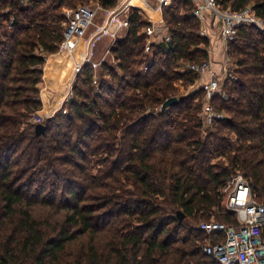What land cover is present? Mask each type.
I'll return each mask as SVG.
<instances>
[{"label":"trees","instance_id":"16d2710c","mask_svg":"<svg viewBox=\"0 0 264 264\" xmlns=\"http://www.w3.org/2000/svg\"><path fill=\"white\" fill-rule=\"evenodd\" d=\"M85 1L0 0V264H220L199 225L234 222L226 182L244 175L264 204V33L244 25L227 44L231 76L210 98L220 117L204 127V88L176 87L199 78L187 64L209 59L191 0L163 9L169 40L151 55L135 16L98 86L85 64L66 112L37 135L42 53L59 49L63 10ZM218 2L264 20V0Z\"/></svg>","mask_w":264,"mask_h":264},{"label":"built area","instance_id":"2783aa9c","mask_svg":"<svg viewBox=\"0 0 264 264\" xmlns=\"http://www.w3.org/2000/svg\"><path fill=\"white\" fill-rule=\"evenodd\" d=\"M192 15L199 22V33L210 39L221 37L226 45L234 40L238 30L244 25H253L264 33V20L258 17L250 7L238 11L223 8L218 0H191ZM153 4V6H152ZM171 0H116L110 8L102 7L98 2L92 5H79L75 9L64 12L63 40L57 51L62 56L64 51L71 55L75 52L79 41L86 35L84 52L81 60L72 65V77L69 81L66 95L72 96L73 80L80 73L85 64L93 69V84L98 85V71L105 61L106 55L111 54L115 43L126 37L132 19L136 16L138 33L145 38L144 53L151 55L154 46L169 40L168 29L163 24V9L170 6ZM142 10V11H141ZM102 16L100 25L88 34L89 27L94 24L98 15ZM143 19L147 22L143 25ZM112 37L111 49L105 52L101 61H94L92 48L102 35ZM209 59L202 63H190L187 68L198 76L207 72L210 79L205 86L209 100L215 93H222V81L231 76L230 60L223 62L220 73L211 70V50ZM147 69V65H144ZM203 126L210 125L214 117L220 114L208 104L200 115ZM222 207L224 211L234 217V222L216 220L201 222L199 227L209 237L201 246L202 252L220 264H264V204L257 201L252 190V184L244 175L237 173L231 177L221 189ZM213 238V239H212Z\"/></svg>","mask_w":264,"mask_h":264},{"label":"rangeland","instance_id":"374dc122","mask_svg":"<svg viewBox=\"0 0 264 264\" xmlns=\"http://www.w3.org/2000/svg\"><path fill=\"white\" fill-rule=\"evenodd\" d=\"M93 2H96V1L95 0L85 1L82 4H78V6L83 5V4L84 5H92ZM152 6H153V4H152ZM75 8L64 9L63 10V17H64V12L75 9ZM162 16H163V14H162ZM64 21H65V17H64ZM64 21L62 23L63 27H64ZM101 22H102V16L99 14L96 17V19L94 20L95 25H92L89 27L88 34H90L92 31H94L96 25H100ZM146 22H147V20H146ZM163 24H165L164 25L166 27L165 30L168 29V32H169V27L166 25V23L164 21V17H163ZM87 36L88 35H86L84 38H82L79 41L78 45L76 46V50L72 55L68 51H64L62 53V56L58 55L57 52L54 54L42 53V55L45 57V64L42 66L43 75L41 77V82L38 84L39 98L41 100V108L36 110L30 116V118L28 119V122H30L32 124H38V123L45 124L47 119L55 117V115L57 113H65L66 112V109L68 108V103L72 99H74L73 86H74V83H75L76 78H77V76H76V78L73 80V84L71 86L72 93H73L72 96L63 97L64 95H66L68 84H69V81L71 80V77H72L71 67L74 63L79 62L81 60L80 59L81 55L84 52V48H85L86 42L88 40ZM111 42H112V37H110L107 34L102 35L101 37L98 38V40L94 43L93 48H92V55H93L94 61H101L103 56L106 55L107 57H106L105 61L101 63V65L103 63H108L109 65H112V66H114L116 64V61L111 54L110 55L105 54V52L107 50L111 49V47H110ZM223 45L225 46V48L227 50V45L225 43H223L220 36H218L217 38L212 37L210 39V46L208 47V50H211L212 53H214L213 54V61L214 62L215 61L216 62L221 61L219 57L221 56L220 52L222 51L221 48H223ZM227 57L230 60L229 71H231L233 69V59L229 55H227V51H226V55H225L224 59L226 60ZM100 73H101V67H100V69L98 71V75H97L98 82H99V78H100ZM200 81H201V83L203 82L201 79L198 78V80L195 82L194 85L187 86V87L181 83L176 84L177 93L178 94L189 93L191 91L198 89L201 86L205 90V86L208 83L206 81H208V80H205L202 83L203 85L200 84ZM224 81L225 80L223 79L222 83ZM199 85H201V86H199ZM97 86L98 85H95V87H97ZM207 98L208 97L206 96V90H205L204 97L202 98L203 99V108H202V111L200 112V115L204 112L205 106L210 104V99L208 100ZM211 123H210V125H211ZM35 212L43 213V214L45 213V211L40 207H37L35 209Z\"/></svg>","mask_w":264,"mask_h":264},{"label":"crops","instance_id":"0c3cea01","mask_svg":"<svg viewBox=\"0 0 264 264\" xmlns=\"http://www.w3.org/2000/svg\"><path fill=\"white\" fill-rule=\"evenodd\" d=\"M221 49H222V51L220 52V53H221V56L219 57L220 60H221L220 62H216V61L214 62V61H213V54H214V53L211 54V65H210V67H211V70H212V71L217 72V73H220V72H221L223 62L225 61L224 57H225V55H226V48H225V46L223 45V48H221ZM199 79H201L203 82H204L205 80H208V81H209V79H210V73L207 72V73H205V74L199 76ZM208 81H206V82H208ZM203 82H202V83H203ZM206 82H205V83H206ZM202 83H201V81H200V84H201V85H203ZM201 85H199V86H201ZM201 87H202V86H201Z\"/></svg>","mask_w":264,"mask_h":264},{"label":"water","instance_id":"95a60500","mask_svg":"<svg viewBox=\"0 0 264 264\" xmlns=\"http://www.w3.org/2000/svg\"><path fill=\"white\" fill-rule=\"evenodd\" d=\"M178 101V99L176 97H171L169 99H167L163 104H162V108H168L171 107L172 105L176 104ZM45 131V125L42 123H38L35 125V132L37 135H40L42 133H44ZM178 218L181 220L183 218V214L181 212L177 213Z\"/></svg>","mask_w":264,"mask_h":264}]
</instances>
